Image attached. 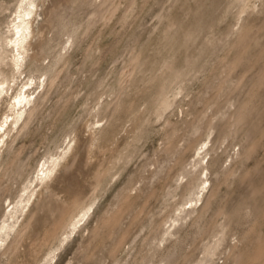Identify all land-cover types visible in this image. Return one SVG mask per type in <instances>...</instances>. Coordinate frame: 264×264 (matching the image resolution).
<instances>
[{
  "label": "rangeland",
  "instance_id": "374dc122",
  "mask_svg": "<svg viewBox=\"0 0 264 264\" xmlns=\"http://www.w3.org/2000/svg\"><path fill=\"white\" fill-rule=\"evenodd\" d=\"M35 1L13 80L0 0V224L65 154L0 264H264V0Z\"/></svg>",
  "mask_w": 264,
  "mask_h": 264
},
{
  "label": "bare ground",
  "instance_id": "6f19581e",
  "mask_svg": "<svg viewBox=\"0 0 264 264\" xmlns=\"http://www.w3.org/2000/svg\"><path fill=\"white\" fill-rule=\"evenodd\" d=\"M36 10H37V4L35 0H21V5L18 7L15 13V16L12 22L13 24H12V27L10 28L11 36L9 37L7 41L6 48L9 52L12 53L9 66L11 67V69L13 70V73L15 74L13 80L17 78L16 77L17 73L23 74L24 72L22 68L26 60V53L28 51V46L31 45V40L33 37L34 18L31 20H28V18H30V16L32 15L34 17L36 15V12H35ZM10 81L7 78L0 80V93L1 94L5 91H8V89L10 88V84H9ZM30 96H31L30 93H27V92L22 93L16 97L15 101L11 103L10 106H11L12 113L9 115L11 116V118L9 119L7 117V119L5 120V126L8 125V128L0 135V139H2L0 142H2L3 144L2 147L5 144H7L8 137L12 131V125L14 123L19 124L21 119L25 115L28 114L27 105L31 103ZM63 154H65L64 151L57 157L54 156L52 158L49 157L50 159L48 160L46 159V161L42 164V167L40 169V174H38L36 186H34L32 190L28 191L26 196L24 195L21 196L20 201L17 204L13 205L12 210L7 215V219L4 220L2 224H0V247H2L5 241L7 240L5 237L7 236L9 237L11 234V231L16 230L17 223L20 219V217L18 216V213L21 214L22 212H24V209L28 206L29 202L31 201V198L35 194L36 187H38L39 185V181L43 182L46 178L51 177L50 175L54 173L56 167L58 166L60 162L61 156ZM26 189L28 190V187ZM21 206L22 208L19 209ZM91 209L92 208H86L80 213V215H78L77 220L71 223L70 231L66 233L67 235L62 240V242L64 240L66 241V239H70L68 238L70 234L75 229H77L76 227L78 226V224L83 222V220L86 218L87 214H89ZM11 219L13 220L12 223H10ZM55 257L56 255L54 254L51 257V260L54 259Z\"/></svg>",
  "mask_w": 264,
  "mask_h": 264
}]
</instances>
